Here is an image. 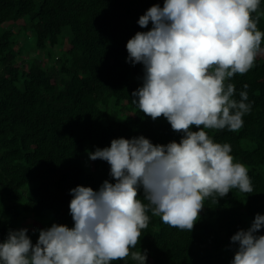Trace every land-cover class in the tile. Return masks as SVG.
<instances>
[{"label":"trees","instance_id":"obj_1","mask_svg":"<svg viewBox=\"0 0 264 264\" xmlns=\"http://www.w3.org/2000/svg\"><path fill=\"white\" fill-rule=\"evenodd\" d=\"M154 4L163 0H0V240L9 229L28 228L35 243L33 229L71 227L69 190L114 182L106 161L88 158L97 147L140 135L153 144L179 141L165 118L152 120L132 103L143 72L141 64L126 61V43L151 27L137 21ZM253 15L264 32V0ZM21 37L34 51H46L45 65L21 56L27 51ZM53 48L60 49L59 57ZM231 82L237 99L248 85L251 112L238 131H206L231 145L235 160L248 169L253 192L231 189L217 202L206 199L191 232L149 211L148 225L130 249L147 250L146 264H230L236 248L230 237L264 214V53ZM138 198L146 203L142 190ZM257 234L264 235V228ZM111 264L134 262L127 257Z\"/></svg>","mask_w":264,"mask_h":264},{"label":"clouds","instance_id":"obj_2","mask_svg":"<svg viewBox=\"0 0 264 264\" xmlns=\"http://www.w3.org/2000/svg\"><path fill=\"white\" fill-rule=\"evenodd\" d=\"M261 0H163L137 21L141 28L126 43V61L141 64V85L132 103L156 120L163 117L179 133L177 142L153 144L143 135L114 138L110 146L88 152L106 161L114 182L97 190H69L72 226L52 223L9 229L0 240V264H111L130 257L146 264L147 250L136 247L149 215L170 227L190 231L208 198L231 189L252 193L247 167L236 161L231 145L216 142L206 130L238 131L251 112L245 83L231 82L264 53V32L257 27ZM143 191V201L138 191ZM264 214L230 237L236 245L230 264H264Z\"/></svg>","mask_w":264,"mask_h":264},{"label":"rangeland","instance_id":"obj_3","mask_svg":"<svg viewBox=\"0 0 264 264\" xmlns=\"http://www.w3.org/2000/svg\"><path fill=\"white\" fill-rule=\"evenodd\" d=\"M12 28H13L12 31L14 33H17L18 32V28L17 27H12ZM62 36L65 37V39H67V42L69 41V38L70 37H68V29L67 28L63 29ZM19 41H20V45L21 46L27 47L26 48L27 51L25 52L23 50V52L21 53V56L23 58L36 57L39 60H41L44 63V65L47 63V58H46L45 53H44L46 51H44V52H36V51H34L33 49H31L29 47L30 46V42H28V43L26 42L25 43L24 42V39L22 37L20 38ZM59 50H60L59 48H53L52 51H51V53L56 54L55 56L56 57H59L60 56ZM63 50H65V47H63ZM88 164H89V169L92 170V164H91V162L89 161Z\"/></svg>","mask_w":264,"mask_h":264}]
</instances>
